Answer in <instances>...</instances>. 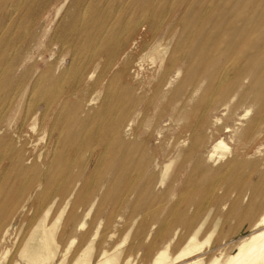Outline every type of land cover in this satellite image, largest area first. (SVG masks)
Returning a JSON list of instances; mask_svg holds the SVG:
<instances>
[{
	"label": "rangeland",
	"instance_id": "rangeland-1",
	"mask_svg": "<svg viewBox=\"0 0 264 264\" xmlns=\"http://www.w3.org/2000/svg\"><path fill=\"white\" fill-rule=\"evenodd\" d=\"M15 2L8 0L5 5ZM187 2L190 4L186 5ZM152 3L148 8L140 0H30L29 13L9 5L5 8H10L5 13L12 12L13 19L5 28L9 43L3 46L13 63L8 80L18 87L10 91L13 97L3 112L0 105V202L18 183H23L25 190L16 205L0 211V229L10 224V238L1 245L10 250L2 264L8 263L40 212L35 199L39 187L27 186L32 172L21 175L20 169L30 168L39 154L49 155L55 147L54 140L63 136L65 127L80 135L83 131L91 132L86 135V148L76 156L77 165L84 164L88 151L102 148L96 144L98 140L115 136L110 127L113 119L118 121L120 139L132 142L133 157L142 156L141 161L147 162L146 172L152 173L151 185L141 187L114 211L111 195L117 192L111 188L104 195L102 186L95 192L91 207L86 201L74 212V223L83 225L73 232L72 225L66 224L73 193L84 178L98 183L113 174L119 156L116 154L109 164L107 174L106 165L101 172L94 171L99 163L92 158L79 175L73 193L64 197L56 192L51 203L47 199L42 204L50 205L48 221L65 207L56 230L62 245L69 237H75L71 245L74 249L81 232L91 235L97 231L98 240L102 231L112 229L113 221L115 243L121 242L126 228L130 229L122 249L135 236L141 238L146 234L147 242L155 225L147 228L141 225L142 209L154 203L153 207L164 212L168 199L174 200L185 184L200 178L204 181V177L215 173L227 161L230 165L237 164L230 176L244 185L237 203L231 204L234 193L227 194L224 190H219V196L210 202L203 231L209 232L214 221L219 222L204 253H218L224 244H220L221 239L227 246L251 231L250 220L264 207V119L255 129L251 128L254 116L261 111L260 96L264 94V74L258 76L264 64V24L255 34L251 27L264 18V0H153ZM1 7L4 6H0V22L8 23ZM92 7L94 11L90 10ZM78 10L82 15L76 13ZM219 12H238L239 16L246 12V23L238 27H242L245 35L254 34L257 46L261 47L258 58L248 63L247 71L242 72L241 64L240 72L231 74L224 93L214 91L213 74L222 65L223 56L212 53L213 62L209 59L204 62L197 50L198 42L186 39L196 29L213 36ZM100 14L104 23L98 25L95 18ZM88 17L98 31L108 28L117 31L115 43L100 49L99 39H89L88 47H82L84 31L80 27ZM71 23L76 26L68 30ZM190 24L193 28H189ZM93 42L96 46L90 44ZM169 58L174 60L170 65ZM49 67L58 93L46 91L51 80L43 71ZM101 107L104 113L97 115ZM219 139L227 148L211 154ZM2 145L8 147L7 151ZM122 148L119 146L118 150ZM14 152L20 156H14ZM166 164V174L159 183V170ZM144 182L142 179L139 185ZM252 188L261 196L248 207ZM23 199L24 207L19 209L17 205ZM189 211H193V206ZM203 213L191 214L197 217ZM131 255L135 264L147 262L140 255L135 258L134 252Z\"/></svg>",
	"mask_w": 264,
	"mask_h": 264
},
{
	"label": "bare ground",
	"instance_id": "bare-ground-1",
	"mask_svg": "<svg viewBox=\"0 0 264 264\" xmlns=\"http://www.w3.org/2000/svg\"><path fill=\"white\" fill-rule=\"evenodd\" d=\"M7 1L0 0V6H4L1 7V10H4V15L6 14L5 11L10 10V8L5 9L8 5L11 8L14 7V10L24 9L25 12H30L28 5L30 0H16L12 5L10 3L5 5ZM152 1L140 0V2L146 3L148 8L154 3ZM188 4L190 2L186 3V5ZM90 10L94 11L93 7ZM79 12L78 10L76 13ZM82 13L80 12L79 15H82ZM247 16L248 14L246 12L241 16L238 15V12H231L229 14L219 12L214 23L213 36L206 32L200 33L198 29L193 30L191 35L187 34L188 37L186 39H189L190 42H198L197 50L200 52L204 62L208 59L209 61L213 60L214 57L211 58L212 53L223 56L222 65L218 66L215 69V73H213L215 74L216 80L214 87L216 93L226 92L225 89L228 82H230L231 74L236 75L237 72H240L241 64H243L242 72H245L248 63L259 56L261 47L257 46L255 41L256 36L254 34L259 30V27L262 28L264 18L261 17L260 22L251 27L255 32L253 36H248L242 33V27H238L246 23ZM5 17L6 19L9 18V20L7 19L8 23L5 22L3 24L0 22V105L2 112L9 98L13 97L10 91H16L14 89L18 87L16 84L9 83L8 75L12 72L11 68L13 63L8 55L7 47H3L10 40L9 32L5 28L13 22L12 12L11 14H6ZM81 18L80 16V20ZM95 19L98 20V25L104 23V16L102 14ZM91 20L89 17L86 18L80 27L84 31L82 47H88L87 41L89 39L91 41L99 39L97 48L100 49L115 43L117 31H113L111 28L98 31L97 28H94L95 26ZM17 25L19 26L20 22ZM73 25L74 23L68 25V30H73L76 26ZM129 27L132 26H125L124 28ZM189 28H193V24H190ZM90 44L96 46L94 42ZM174 50L176 51V49ZM167 62L170 65L174 60L169 58ZM168 64L166 66H169ZM43 72L51 80L46 87V91L54 90L55 93H58L59 90L55 86V81L51 79L50 67ZM263 74L264 64L258 71L259 78ZM260 98L261 111L254 116V122L251 124V128L254 129L264 119V94ZM103 113L104 108L101 107L97 115ZM0 115L2 116V114ZM110 127L115 133V136L108 140H98L96 144L102 148L88 151L86 161L82 165H77L76 156L86 148L85 140L88 139L86 135L91 132L88 129L89 132L83 131L82 135H80L79 132L65 127L63 136L59 135L54 140L53 145L55 147L49 155L37 153L39 155L32 162L30 168L27 166L20 169L21 175L26 172H32L27 186L39 187V191L37 190L35 193V199L37 200L38 208L40 207V212L34 220L31 218L33 220H31V225L16 245L15 251L12 252L7 264H135L136 261L131 257V252H134L135 258L137 255H140L141 259L147 261L144 264H264V207L255 219L250 220L249 225L251 231L247 235L240 237L237 241L227 246L225 245L226 241L224 240L223 242V239H221L220 244H224L220 247V252L204 253L205 246L208 245L219 222L218 220H213L212 230L209 232L206 230L203 231V225L210 210V202L219 196V190H224L227 194L234 193V199L231 204H235L241 196L244 185L237 178L230 176L231 171L237 164L230 165L231 162L228 161L219 167L215 173L204 177V181H201V178L193 182L190 180L191 182L181 188L177 196L174 197V200L173 198L168 199L170 202L167 203L164 212L153 207L154 203L148 204L143 209L141 208V225L146 228L155 225L154 230L151 232V237L147 242H145L147 239L146 234L141 237L142 239L135 236L132 241L129 240L130 242L126 249H122L121 244L127 241L126 239L129 236L130 229L129 227L126 228L121 242L115 243L112 241L116 227L113 221L112 229L102 231L98 240L95 238L97 231H93L94 233L91 235H86L85 232H81L77 237L78 241L74 249H71V245L75 241V237H69L66 243L62 245L56 230L65 207L60 209V212L55 218L48 221L47 218L50 212V205L48 204L52 202L56 192L57 194L61 193L64 197L73 193L76 183L80 181L79 175L86 169L87 164L92 158L95 159L96 163H99L94 171L101 172L106 165L104 173L107 174V170L110 169L109 164L116 158V154L119 156L113 174L100 180L98 183L94 179L84 178L78 190L73 193L71 208L66 217V224L68 226L72 225L71 229L73 232H77V228L83 225V223H74V212L84 205L83 203L86 201H88V207H91L95 199V192L99 191L102 186H104V190L101 193L104 195L109 194L111 188L117 192L111 195V209L114 211L116 207L123 206L141 187H149L151 185L149 179L152 177V173L146 172L147 162L141 161L142 156L138 155L133 157L130 151L132 142L120 139V129L116 119L111 120ZM60 139L64 141H61V144H59ZM258 141L259 139H257ZM119 146L123 147L122 150H118ZM226 148L225 143L219 139L213 145L211 154ZM2 149L7 151L8 147L2 145ZM14 154L16 157L17 155L20 156L18 152H14ZM167 168L168 164L159 170V183H162ZM5 169H7V166ZM142 179H145V182L139 185ZM166 189L168 187L165 186L164 190ZM24 190L25 185L23 183H18L16 188L11 189L8 192L9 194L7 193L3 201L0 202V211H4L8 206L16 205L19 198L23 195ZM260 196V193H255L254 188H252L248 207H251V203L253 204L256 197ZM47 199L50 200L49 203L42 205ZM194 199L195 202L193 203ZM21 201L17 205L19 209L24 207L22 205L24 199ZM190 206H193L192 212L204 213L201 216L193 217L192 212L190 213L189 211ZM136 210H138L137 207ZM5 225V227L0 229V264L3 263L6 253L10 250L6 249V247L1 248V245L10 238L8 234V226L10 224ZM141 225L140 227H142ZM65 232L66 230L63 229L62 233L64 234ZM220 235L221 232H219ZM204 254L205 257L203 256Z\"/></svg>",
	"mask_w": 264,
	"mask_h": 264
}]
</instances>
